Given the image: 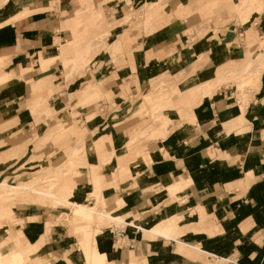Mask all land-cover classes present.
I'll list each match as a JSON object with an SVG mask.
<instances>
[{
  "label": "crops",
  "instance_id": "crops-1",
  "mask_svg": "<svg viewBox=\"0 0 264 264\" xmlns=\"http://www.w3.org/2000/svg\"><path fill=\"white\" fill-rule=\"evenodd\" d=\"M78 1L60 0V4L56 7L44 5L41 1H32L24 3L18 9H14V6L5 8L7 12L14 10L12 13H6L0 20V57L9 60L10 64L5 70L17 71L16 73H21L24 79L19 80L16 76L10 80L12 86L20 82L18 89L0 85V165L8 161L14 154L19 155L18 159H25L32 155L36 157L43 155L45 160L51 159L54 163L62 154L66 153V148L69 147L65 146L59 152L56 145L51 142L54 139H61L66 133L65 131L55 133L54 130L57 126L55 128L54 126L58 117L56 115L55 117H48L46 113L40 114L43 110L57 107L62 92L67 90L69 78L66 76V80L59 74V66H57L58 61L61 63L63 61L57 59L50 64L48 63L41 72L39 70L30 72V68L27 69L26 67L37 65L33 68L38 69L41 58L56 56L59 43L71 34L70 28L74 37L66 42H72V45L68 47L65 58L69 61L71 70L74 62L79 64L85 60L84 52H88V48L84 51L79 49V45L84 40H82L83 35L78 33L76 27L84 20L81 14L78 13L73 16L74 22L65 24L68 28L61 29V24H59L61 11L70 10L72 4L76 5ZM80 1L82 4H86L88 0ZM133 1L110 0L104 5L113 15L119 16ZM179 1L169 0L163 4L162 8L159 5V7L149 11L144 19L136 21L142 22L143 20L148 23L151 27L150 34H153L151 36L153 43H148L149 47H146V43L143 42V47L136 51L137 55L134 59L128 58L126 54L119 56L118 62L121 67L117 66V70L107 75L104 81L113 77L130 80L129 73H135L133 85L140 90L139 81L147 82L149 79L147 71L151 73L148 69L150 63L160 68L158 71L167 67L179 72L181 62L188 63L192 58L196 62L198 61L197 54H190L186 50L187 47L181 49L180 44L187 41L184 34V22L181 21V18L189 16L194 10L205 9L212 4L219 5L222 2L237 8L233 0H187L185 4H181ZM256 1L258 2V0ZM197 3L199 4L197 5ZM100 14L103 13L98 11L96 14L89 15L90 20L96 25H99L97 16ZM174 15L177 18L172 20ZM222 28L227 31L224 32L219 27L218 33L214 37L206 39L203 42V47L201 45V50L203 49V51L208 52L209 57L211 56L209 64L212 65L217 56L227 54L225 63L229 61L230 65L235 67L246 66L251 61L249 44L248 57L243 59L238 64L239 66L235 64L232 56L242 52L246 33H248L247 41L248 43L251 42L253 47L257 46L256 40H262L264 35L257 39L256 32L264 29V16L260 17V21L255 24V27L248 30L237 22H229L226 27L223 26ZM128 41L129 35L123 31L111 45L115 49H120ZM163 41H165L166 47L170 46V49L175 52L170 56H164L162 59L155 56L149 58L148 56L151 54L148 50L153 49V53H157V49L160 48L158 46ZM169 59L173 60L174 65H169ZM140 63L145 66L147 71L138 70ZM133 68L137 69L134 70ZM63 69L65 72L64 66ZM262 72L259 79V91L253 96L254 108L248 112L256 110L253 116H249V121H244V115L240 114L239 108L237 110L238 102L235 97L228 98L221 92H218L219 96L217 97L211 93L207 95V100L212 110L209 108L205 115L199 116L198 106L195 108V112L187 114L188 120H196L195 122L189 121L184 124H175L174 127L169 126V133L165 138L167 139V149L163 154L155 151V149L152 151V146L153 148L156 147L154 142L149 143V145L141 143L139 147L130 152L132 154L128 157L131 159L130 161L142 158V150H146V153L154 159L151 162V167L142 173V185L146 184V181L153 185V190L147 191V194L143 192L140 194L134 187H129L130 180L126 181L127 175L124 174L129 171L128 166L132 162H125V157L129 152L123 153L120 152V149L123 140L134 143L150 132H161L158 125L149 121L131 125L127 132L119 136L118 148L114 139L101 141L102 137L97 138L99 140L98 145H88L89 150L86 152V157L89 166L93 167V196L101 202L105 201L106 191H110L113 195H120L115 201L114 207L108 208L109 213L115 215L104 216L99 219L101 221H97L98 225L96 226L102 228L100 225L107 219L108 222H118L137 228L128 234L135 237L137 243L140 241L141 249L139 248V250L141 252L144 251L142 249L143 241L155 242L153 240L155 236L163 241L168 240L171 249L175 245L177 248L170 251L169 248L164 247L162 251L165 254V259H173L179 255L183 258L181 264H207L204 257L193 259L191 256L195 253L196 257L199 254L215 256L218 258L217 261H220L219 264H231L230 260L233 258L238 259L241 264H264V72ZM215 77H217L216 73ZM31 81L34 83L33 87L30 85ZM128 82L130 83V81ZM94 84L97 85V89L101 85L99 82ZM32 88L33 98L31 96ZM74 89L71 88V94L76 91V88ZM188 90L191 91L192 89ZM201 93L203 92L198 90L191 91L189 97L181 98L188 102L187 104L182 102V106L195 107L192 103L200 101L201 96L199 95ZM173 95L175 100L179 99L177 94ZM78 97L81 100V94ZM40 98H43V103L46 105L33 114L31 111L32 104ZM180 108H175L174 111H179ZM55 109L57 110V108ZM166 122L167 120L161 124L164 125L163 129H165ZM143 125L148 128V131L138 137L134 131ZM11 128L13 130L10 131ZM74 130L81 139L84 130L78 127H75ZM228 130H231V133L228 134ZM28 134H36L37 137L26 139ZM43 137L46 138L42 139ZM81 146L78 143L72 148L69 157L64 162L65 165L71 164L72 167L79 163V157L82 153L80 151ZM168 154L169 156H167ZM143 164L139 163L137 166ZM115 165L117 166L114 171L118 174L113 176L111 173H104L105 168ZM52 167V170L55 171L56 165L53 164ZM103 176L105 177L104 185L107 186L104 190L101 187V177ZM137 182L140 183V181ZM162 183L167 184L165 188L170 192V186L176 188L175 191H172L173 193L177 192L176 200L168 201L169 197H164V200L161 201L156 197L153 192L158 190ZM85 184L87 182L82 183L81 186ZM76 190L78 188L75 184L65 183L57 189L54 188L53 193L65 200L80 202L77 200ZM4 194L2 193V196H5ZM28 194L33 196V200L53 199L51 196L34 191ZM136 199L140 200L138 203L131 204V207L157 208V214H162V216L157 217L154 224H147L144 219L138 218L141 214L132 212L128 207L130 206L129 202H135ZM92 200H90V204ZM64 206L70 210L68 207L70 205ZM22 209L25 210V207ZM37 209L40 210L41 208ZM49 213L46 209H42L40 213L29 212L24 214V222L41 226L42 219ZM124 219L128 221H123ZM4 226L0 228V243L9 245L14 241V246L18 249L16 251L30 258L25 263L24 260L18 262L17 256H14L11 258V263L8 264H44L49 262L45 259L47 256H50L51 261L55 263H62L63 261L65 264H85L81 258L76 261L73 259L76 254L80 255L81 253L71 251L70 257V253H67L68 250H65L68 244L66 238H62V236L71 229L68 226H64L61 232L53 234L47 245L32 246V243H28V247L22 246L21 241L24 238H29V235L33 233H25L24 229L20 227L13 235L6 230V233L3 234ZM96 230H87L84 234L85 238L82 240L84 255L90 250H97V240H99L101 251H104L107 246V240L99 237ZM144 233L150 237L146 236L147 238H145ZM159 239L156 241L160 242ZM76 240L74 236L73 241L76 242ZM47 248H50L49 251H46L47 256L42 257L39 254L34 259L30 257L34 251L41 252ZM107 251L105 250V252ZM142 255H145L144 252ZM117 256L119 259L126 260L123 264H141L142 261L146 262L149 259L147 255L144 257L137 255L134 250H130L129 254L124 256L122 252L118 254L117 249L112 248L108 258L111 262L106 261L99 264H115L113 260Z\"/></svg>",
  "mask_w": 264,
  "mask_h": 264
},
{
  "label": "rangeland",
  "instance_id": "rangeland-1",
  "mask_svg": "<svg viewBox=\"0 0 264 264\" xmlns=\"http://www.w3.org/2000/svg\"><path fill=\"white\" fill-rule=\"evenodd\" d=\"M32 1H41L44 5H51L53 7L60 4V0H7V3L5 2L1 9L5 10V8L9 6H14V9H18L20 6H23L24 3ZM108 1L110 0H88L86 4H82L79 0L76 5L72 4V8L70 10L61 11L59 21L61 29L68 28L65 24L73 21V16L76 14H81V17L84 20L76 27L78 33L83 35L82 40H84V42L79 45V49L84 51L88 48V52H84V61L79 64L74 62L72 70L67 59H65L64 65L58 61V73L64 78H66V76L69 78V80L66 78L67 90L62 92L57 107L55 106L57 110L53 107L49 110H43L40 114L46 113L48 117H55V115L58 117L54 128L56 126L57 127L54 131L55 133H61L63 131L66 133L61 139H54L51 140V142L56 145L59 152H61L65 146L69 147L66 148V153H61V157H59L58 161L54 163L51 159L45 160L43 155L40 157L32 155L26 157L25 159H18L19 155L14 154L8 161L0 165V183H30V185L41 188V190L50 194L52 198H55L33 200V196L28 194L29 192H16V189H8L7 187L4 189V186H1L0 184V186L3 187V189L0 187V228L5 225L2 231L3 234L6 233V230L13 235L20 227L24 229L25 233H33L29 235V238H24L21 241L22 246L28 247V243H32V246L37 244L42 246L47 245L49 241H51V236L53 234L61 232L64 226H68L71 229L68 230L66 235L62 236V238H66V242L68 244V247H66L65 250H68L67 253H70V257L71 251L74 253H81L80 255L76 254L73 259L76 261L81 258L84 260L85 264H93L96 260L99 261L98 264L106 261H109L110 263V259L112 257L110 256L109 260L108 258L112 248L117 249L118 254L119 252H122L124 256H127L130 250H134L137 255L142 257L145 255L149 256L148 261H142L141 264H181L183 258L179 255H176L173 259H165V254H163L162 251L164 247L169 248L170 251H174V248H177L175 245L171 249V246L169 245L170 241L168 240L163 241L155 236V239H153L155 242L143 241L142 249L144 250L143 252L145 255H142L143 252L139 250L140 241L134 249H130L124 246L122 241L113 234V226H119L122 224L112 221L108 222L106 219V222L100 225L102 228L96 226L98 225L97 221H101L99 219H102L104 216L111 217V215H115L109 213L108 208L114 207V203L120 195H113L110 191H106L105 201L101 202L97 201L93 196V167L89 166L86 157V152L89 150L88 145H98L97 143L99 140H97V138L102 137L101 141L114 139L118 148L120 144L118 142L119 136L122 133L127 132L128 127L131 125L143 124L147 121L153 122L154 125H158V128H161V132H150L149 134L140 137L139 140L134 143L123 140L120 149V152H129V154L125 157V162H132V164H129L128 166L129 171H126L124 174L127 175L125 178L126 181L130 180L129 187H134V189L138 190L140 194L142 192L147 194V191L153 190V185L147 181L146 184L142 185L141 178L143 171L151 167V162H153L154 159L150 161L146 155L147 151L142 150V158L130 161L131 159L128 158L132 155L130 152L134 148L139 147L141 143L149 145V143L154 142L156 147L153 148L152 146V151L155 149V151H159L163 154L167 149V139L165 138L169 133V126L174 127L175 124H184L189 121L195 122L196 120H188L187 114L189 115L191 112H195V108L198 106L200 110L199 116L205 115L209 108L211 109V107H209L210 104L207 100V95L213 93L218 97V92H221L222 95H227L228 98L232 96L235 97L238 102L237 110L239 108L240 114L244 115V121H249V116H253L256 109L251 112L248 111L254 108L253 96L257 93V91H259L260 73L262 71L264 72V37L261 41L256 40L257 46L253 47L251 42L248 43V33H246V40L243 42L242 52L232 56L235 60V64H240L243 59L248 57L249 44L251 52V54H249V58L251 61L247 63L246 66L242 67L230 65L229 61L225 63L227 54L217 56L213 60L212 65H210L211 56L209 57L208 52L203 51V49L201 50V45L203 47V42L206 39L214 37L218 33L217 30L219 27H221L222 31L226 32L227 30L222 27H226L229 22L242 24L246 30L251 27H255V24L260 21V17L264 16V0H258V2L256 0H233V3L237 8L228 6L226 2H222V4L219 5L212 4L205 9L194 10L189 16L181 18L185 27L184 34L187 37V39L185 38L187 41L180 44L181 49L187 47L186 50L190 54H197L198 61L196 62L195 59L192 58L188 61V63L181 62L182 65L180 66L179 72L178 70H171L167 67L158 71L160 68L150 63L148 65V69L151 73H155L157 71V73H155L156 75L149 73L145 69V66L140 63L138 65V70H146L149 77L147 82L139 81L141 85L140 90L133 85L135 73H129L128 77L130 80L118 79L114 77V79L111 78L108 81L104 80L107 75L111 74L112 71L121 67L118 62L119 56L126 54L128 58L134 59L137 55L136 51L143 47V42L146 43V47H149L148 43H153V38H151L153 34H150L151 27L148 23L143 20L142 22L136 21L144 19V17L148 15L149 11L154 10L159 7V5L162 8L163 4L169 0H134L129 7L125 8L124 13L119 16L113 15L112 12H109L107 7L104 5ZM176 2H178V0H176ZM179 2L181 4H185L187 0H180ZM198 4L199 3H197V5ZM260 4L262 5L259 6ZM14 9L9 10L10 12L5 10V12L0 15V20L6 15V13H12ZM98 11H101L103 14L97 16L99 25H96L92 22V20H90L89 15L96 14ZM175 18H177L176 15H174L172 20ZM70 30L71 34L59 43L58 50L55 54H60V51L63 50L61 47L62 43H66L74 37V33H72L71 28ZM123 31H126L129 35V41L120 49H115L111 43ZM262 35H264V29L256 32L257 39ZM157 40L158 39H156V41ZM70 45L71 43L67 44V47H70ZM158 47L160 48L157 49V53H153V49L148 50L145 48L150 51L151 55L148 56L149 58L151 56L154 58L155 56L162 59L164 56H170V54L175 52L170 49V46L166 47L165 41H163ZM1 59L0 73L5 71L7 66L10 64L8 59ZM168 63L169 65H174L173 60L171 59H169ZM63 66L65 67V72ZM163 66H165V64H163ZM206 66L208 67L203 70L202 68H205ZM133 69L136 70L137 68ZM34 70H39L41 72L43 68L41 66L38 69H34L33 67L30 68V72ZM215 73L217 77H215ZM128 81H130V83ZM96 82L101 83L98 88V93L90 94V92H95V90H97V85L94 84ZM139 82H136V84H139ZM30 85L33 87L34 83L31 81ZM71 88L73 90L76 88V93L74 92V94H71ZM188 89H192L191 91L193 92H195V90L203 92L199 95L201 96L200 101L192 103L195 107H189L187 105H184L187 107L182 106V102L184 104H187L188 102L187 100H183L181 98L189 97L191 95V91ZM31 94L33 98V88L31 90ZM79 94H81V100L78 97ZM173 94H177L176 96H178L179 99L175 100ZM33 103L37 105L40 103L41 108L46 105L43 103V98L37 99ZM179 107H181L179 111H174L175 108ZM32 112L34 114V111ZM246 116L247 118H245ZM166 120L165 129H163L164 125L161 124H163ZM75 127L84 130V134L81 136V139L75 134ZM158 128L156 127V130H158ZM11 130H13V128H11L10 131ZM147 131L148 128L143 125L136 128L134 133L139 137L144 135ZM227 133H231V130H228ZM34 136L37 137L36 134H28L26 139ZM45 138L43 137L42 139ZM78 143L82 145L80 149L82 153L81 157H79V163L72 167L71 164L65 165L64 162L67 160L66 158L69 157L72 148ZM167 156H169V154ZM139 163H144L145 165L143 164L141 166H137ZM53 164L56 165L55 171L54 169L52 170ZM116 166L117 165L105 168L104 173H111L113 176L118 174L114 171ZM137 181H140V183ZM84 182H87V184L81 186ZM104 182L105 177L103 176L101 177V187L103 190L107 187L104 185ZM65 183H69L70 185L71 183L75 184L78 188V190H76L77 200L80 202H71L70 200H67V202L60 201L57 198V195L53 193L54 188L57 189ZM166 185V183L160 184L159 189L153 193H155L156 197L161 201L164 200V197H169L168 201L176 200L177 192H172L175 191L176 188L170 186V192L165 188ZM2 193H5V196H2ZM90 200H92L91 204ZM139 200L140 199H136L135 202H129L130 206L128 207L132 212L141 214L138 218L144 219L147 224H154L156 222V218L162 216V214H157V208L153 207L145 209H141L140 206H137L136 208L131 207V204L138 203ZM78 204L85 206L100 204L101 206L107 207L105 210L108 211V213L104 215L93 214L78 208L76 206ZM64 205H70L68 206L70 210H68L66 208L67 206L65 207ZM22 207H25V210H23ZM37 208L41 209L39 210ZM42 209H46L47 212L50 213L47 216H44L41 226L24 222V214L29 212L40 213ZM126 220L127 219H124L123 221ZM125 228H127V232L137 229L130 225H125ZM92 229H97L96 233L98 236L107 240V246L104 248V251L108 250L107 253L105 252L104 254L106 259L104 258L103 260H99V257H101V253L103 252L101 250L85 259L82 240L85 238V232ZM144 234L145 238H147L146 236L150 237V235L146 233ZM74 236L77 239L76 242L73 241ZM35 237H37V239H34ZM158 239L161 241L157 242L156 240ZM0 250L11 252L18 249L14 246L13 241L9 245L0 243ZM49 250L50 248L44 249L41 252L34 251L30 257L34 259L39 254H41L42 257L47 256L46 251ZM195 254H192L191 256L193 259L204 257L207 264L220 263V261H217L218 258L215 256L199 254L198 257H196ZM12 257H14V255ZM16 258L20 262V259L18 257ZM29 259V257L25 258L24 262L26 263ZM45 259L47 261H51L50 256L45 257ZM113 261L115 264H123L126 262L125 259H119L118 256L115 257ZM8 263L9 261L7 260H0V264ZM30 263H32V261H30ZM57 264L63 263L59 262Z\"/></svg>",
  "mask_w": 264,
  "mask_h": 264
},
{
  "label": "bare ground",
  "instance_id": "bare-ground-1",
  "mask_svg": "<svg viewBox=\"0 0 264 264\" xmlns=\"http://www.w3.org/2000/svg\"><path fill=\"white\" fill-rule=\"evenodd\" d=\"M5 2L7 3V0H0V15H2L4 12H5V10H3V9H1L2 8V6L5 4ZM262 4H260L259 6H261ZM76 39H79L78 37H76ZM73 41V40H72ZM70 43H72V42H70ZM67 44H69V43H65V44H62V51H61V53L60 54H56V56H54V57H52V58H41V63L38 65L39 67L41 66L43 69H44V67H45V65L46 64H50V63H52V62H54V61H56L57 59H61L62 61H63V63H65V53H66V51L68 50V47H67ZM72 45V44H71ZM35 54V53H34ZM9 55V54H8ZM4 56V55H3ZM6 56H7V54H6ZM10 56V55H9ZM1 58H5V57H0V59ZM2 60V59H1ZM0 60V61H1ZM7 62V61H6ZM62 63V64H63ZM0 65H1V62H0ZM35 66H37V65H29L28 67H26L27 69L28 68H32V67H35ZM67 67V66H66ZM17 72V71H16ZM14 70H5V71H3V72H1L0 73V85H6V87H10V88H12V87H16V89H18V85L19 84H17L16 83V85L15 86H12L11 85V79L12 78H14V77H18L19 78V80H22V79H24L23 78V76L21 75V73H16ZM20 83V82H19ZM31 83V82H30ZM1 87V86H0ZM98 93V89L97 90H95V92H90V94H97ZM159 99V98H158ZM157 99V100H158ZM40 103H42V102H40ZM35 104V103H33L32 104V107H31V111H34V113L36 112V111H38L40 108H41V104ZM147 156H148V159L150 160V161H152V158L148 155V154H146ZM82 175V174H81ZM78 177V176H77ZM1 184V186H4V189H5V187H7L8 189H16L17 191L16 192H18V191H21V192H32V191H34V192H37V193H39V194H42V195H46V196H51L50 194H48V193H46V192H44L43 190H41V188H37L36 186L34 187L33 185H30V183H22V182H14L13 184H9V183H6V182H2V183H0ZM0 186V187H1ZM2 189H3V187H1ZM9 191V190H8ZM13 191V190H12ZM2 192V191H1ZM55 198V197H54ZM53 198V199H54ZM60 201H64V202H67V200H65V199H62V198H59V197H57ZM78 208H81V209H83V210H86L87 212H90V213H93V214H97V215H104V214H106V213H108V211H106L105 210V208L107 209V207L106 206H101L100 204H96V205H94V206H85V205H82V204H78V205H76ZM121 224V223H120ZM123 225V224H122ZM25 234V233H24ZM96 246H97V250H90V251H88V252H86V254L84 255L85 256V259L87 258V257H90V255H93V254H96L98 251H100V244H99V240H97L96 241ZM9 248V247H8ZM5 249H6V247H5ZM107 253V252H106ZM104 254H105V251H103L102 253H101V257H99V260H103L104 258L106 259V256L104 257ZM17 256L19 259H20V261H22V260H24L25 258H27L24 254H22L21 252H19V251H6V250H0V260L1 261H9L10 263H11V258H12V256ZM6 256H9L8 258H5ZM18 262H19V260H18ZM99 261H95L93 264H97ZM62 263L63 264H65L63 261H62ZM36 264H38V263H36ZM46 264H57V263H55V262H53V261H49V262H47Z\"/></svg>",
  "mask_w": 264,
  "mask_h": 264
},
{
  "label": "built area",
  "instance_id": "built-area-1",
  "mask_svg": "<svg viewBox=\"0 0 264 264\" xmlns=\"http://www.w3.org/2000/svg\"><path fill=\"white\" fill-rule=\"evenodd\" d=\"M113 234L122 241V244L130 249H134L137 245V239L135 237H131L125 225L113 226L112 228ZM231 264H241L238 259H231Z\"/></svg>",
  "mask_w": 264,
  "mask_h": 264
}]
</instances>
